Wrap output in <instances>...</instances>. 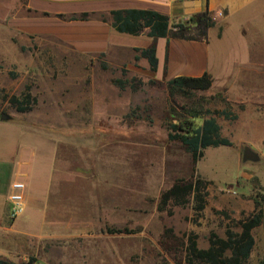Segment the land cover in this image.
Listing matches in <instances>:
<instances>
[{"label": "rangeland", "instance_id": "1", "mask_svg": "<svg viewBox=\"0 0 264 264\" xmlns=\"http://www.w3.org/2000/svg\"><path fill=\"white\" fill-rule=\"evenodd\" d=\"M12 39L1 46L5 57L0 54V114L8 115L0 121V158L20 159L0 164V186L8 195L16 164L27 188L22 212L15 218L8 212L1 223L0 258L184 264L190 234L207 248L211 233L239 232L255 200L264 212V63L246 60L242 43L211 39V87L170 96L167 79L130 56L114 63L57 39ZM199 105L215 116L231 145L208 147L193 163L167 133L170 122L182 120L178 114ZM223 109L236 118L215 113ZM246 146L256 161H242ZM196 179L202 180V210H195L193 194L159 208L161 193L175 181ZM252 234L256 243L245 264H264V225Z\"/></svg>", "mask_w": 264, "mask_h": 264}, {"label": "crops", "instance_id": "2", "mask_svg": "<svg viewBox=\"0 0 264 264\" xmlns=\"http://www.w3.org/2000/svg\"><path fill=\"white\" fill-rule=\"evenodd\" d=\"M124 9L154 10L168 16L170 24H186L191 17L208 10L215 24L204 40L154 38L148 36V28L133 35L119 32L112 25L111 11ZM218 11L223 13L221 17L217 16ZM83 13L87 14L84 19H70ZM14 37L29 44L39 41L47 44L57 39L81 53L102 55L114 63H124V56H130L131 63H142L149 71L147 59L135 56L153 43L157 58L156 70L151 71L154 76L167 80L178 75L199 76L207 71L212 57L211 39L221 44L233 38L242 43L246 60L264 63V0H0L3 57L6 51L1 46L13 44ZM17 157L0 158L1 167L13 164L20 159ZM17 167L14 164L10 181ZM24 196L26 199V192ZM262 214L260 226L264 225L263 211ZM6 215L7 194L0 186V227ZM260 242L264 244V235Z\"/></svg>", "mask_w": 264, "mask_h": 264}, {"label": "trees", "instance_id": "3", "mask_svg": "<svg viewBox=\"0 0 264 264\" xmlns=\"http://www.w3.org/2000/svg\"><path fill=\"white\" fill-rule=\"evenodd\" d=\"M112 25L119 31L136 35L144 28H148L150 37H170L186 40H204L207 31L215 24L208 10L190 18L186 24H170L168 16L154 10L124 9L111 11ZM86 13L79 16L73 15L70 19H84ZM144 57L147 59L150 71H155L157 58L155 46H150L140 50L135 59ZM120 87L124 86L121 80H114ZM212 77L208 71H204L199 76L178 75L166 81L168 94L175 93L187 95L195 91H204L211 87ZM221 96V95H217ZM208 102L210 99H206ZM228 105V102L223 99ZM204 109L201 105L185 110L186 115L181 121L170 122L168 125L167 137L169 140H177L190 153L193 163H196L203 155V151L208 147L230 146L231 141L220 134V126L214 115ZM216 114L224 118L235 119V115H230L227 109L215 111ZM173 114V112H172ZM175 114V112H174ZM206 114L199 124L194 123V119ZM202 180L196 179L194 182L183 180L175 181L169 188L160 195L159 208H166L167 204L174 200L177 204L186 202L185 197L193 194L196 202L195 210H202L205 204L202 195L198 194ZM260 206V207H259ZM261 205L255 200V211L248 217L239 221V232L232 231L229 227L225 229V237H218L211 233L208 239L207 248H199L196 243V235L190 234L185 247L184 264H245L254 246L253 228L258 226L262 219ZM35 258L31 257L26 264H34ZM0 264H24L16 263L0 258Z\"/></svg>", "mask_w": 264, "mask_h": 264}, {"label": "built area", "instance_id": "4", "mask_svg": "<svg viewBox=\"0 0 264 264\" xmlns=\"http://www.w3.org/2000/svg\"><path fill=\"white\" fill-rule=\"evenodd\" d=\"M222 15L223 13L221 11L217 12V16L221 17ZM21 163H23V161H19V164ZM15 173L14 179L9 184V193L7 195L10 218H15L22 212L25 199V181L19 180L20 175L25 177V174L20 171H15Z\"/></svg>", "mask_w": 264, "mask_h": 264}, {"label": "water", "instance_id": "5", "mask_svg": "<svg viewBox=\"0 0 264 264\" xmlns=\"http://www.w3.org/2000/svg\"><path fill=\"white\" fill-rule=\"evenodd\" d=\"M0 119L1 120H7L8 115L1 113L0 114ZM258 159V155L249 147H244L243 152H242V161H256Z\"/></svg>", "mask_w": 264, "mask_h": 264}]
</instances>
